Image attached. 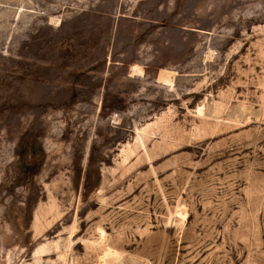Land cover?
Returning a JSON list of instances; mask_svg holds the SVG:
<instances>
[{
	"label": "rangeland",
	"instance_id": "rangeland-1",
	"mask_svg": "<svg viewBox=\"0 0 264 264\" xmlns=\"http://www.w3.org/2000/svg\"><path fill=\"white\" fill-rule=\"evenodd\" d=\"M0 264H264V0H0Z\"/></svg>",
	"mask_w": 264,
	"mask_h": 264
}]
</instances>
